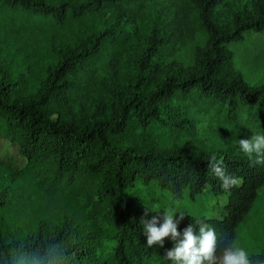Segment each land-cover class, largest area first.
Instances as JSON below:
<instances>
[{"label":"trees","instance_id":"1","mask_svg":"<svg viewBox=\"0 0 264 264\" xmlns=\"http://www.w3.org/2000/svg\"><path fill=\"white\" fill-rule=\"evenodd\" d=\"M146 1L0 0V30L45 32L74 16L88 23L104 8L137 14ZM229 1L183 0L182 14L154 27L132 61L127 83L114 85L108 97L90 92L97 72L114 70L125 56L128 37L111 27L58 48L32 84L31 62L22 71L15 68L20 63L0 60V137L17 143L26 159L0 186V215L24 194L35 198L46 219L55 218L69 198L83 196L91 204L83 225L65 217L54 228L40 224L28 233L4 226L0 216V264H174L165 258L174 247L171 237L163 247L147 245L140 219L149 208L131 194L139 181L158 183L174 196L226 195L223 218L187 215L177 220V230L182 236L192 225L198 232L197 221L215 229L217 257L235 242L264 186V164L250 160L238 143L264 134V85L226 79L223 72L228 45L264 30V1L252 0L253 9L233 10L222 19ZM186 31L205 34L192 62L165 67L161 55L178 49ZM208 132L226 146L155 147L161 142L171 148L183 138L200 141ZM145 141L154 145L146 147ZM213 155L238 178L236 186H221L209 168ZM149 211L147 219L155 215ZM250 257L264 264V251Z\"/></svg>","mask_w":264,"mask_h":264},{"label":"rangeland","instance_id":"2","mask_svg":"<svg viewBox=\"0 0 264 264\" xmlns=\"http://www.w3.org/2000/svg\"><path fill=\"white\" fill-rule=\"evenodd\" d=\"M182 4L183 0H147L137 14L120 15L114 9L104 8L96 13L88 23H85L80 16H74L70 22L60 24L45 32L16 33V31L3 29L0 30V60L16 65L20 63V66L15 68L22 71H27V63L31 62V71H28L27 76L32 84L44 73L47 64L52 60L53 53L58 48L77 45L93 31L98 32L111 27L117 36L121 34L128 37L124 44L125 56L114 70L110 67L107 68L108 70L97 72L90 92L96 98L108 97L114 85L127 83L131 74L132 61L144 46L145 39L154 27L168 26L176 15L182 14L180 13ZM245 9H253L252 0H230L222 9L220 17L224 19L233 10ZM204 38V33H197L193 36L186 31L185 39L179 44L178 49L161 55V62L165 67H171L174 62L187 66L192 62L195 46L200 44ZM228 48L229 62L224 68V77L242 79L252 87L264 85V30L258 33H248L243 41L229 44ZM166 77L167 75H164L163 78L156 80L161 83ZM92 96L88 98L89 104L93 102ZM200 136H202L200 141L183 138L171 148L161 142L155 147L158 150L170 151L184 148L193 150L200 144L213 145L217 148L226 146V142L217 134L208 132ZM143 144L151 147L154 142L145 141ZM25 165L26 159L21 155L19 145L0 137V186L10 177L9 172L22 169ZM131 194L150 210L160 211L161 215L171 209H176L184 216L223 218L226 214L224 208L227 201L226 195L216 196L205 192L192 198L185 191L182 196H174L170 191L160 187L158 183L143 181L137 182L131 188ZM34 199L32 195L24 194L12 206L6 208L0 215L4 226L18 228L28 233L37 230L40 224L43 225L42 227L54 228L65 217H71L77 224L83 225L86 221L84 216L91 212V204L85 197L79 196L61 203L55 218L46 219L38 210L37 201ZM180 213L174 215V220H180ZM235 243L245 248L250 256L264 251V186L259 189L251 210L238 226Z\"/></svg>","mask_w":264,"mask_h":264},{"label":"clouds","instance_id":"3","mask_svg":"<svg viewBox=\"0 0 264 264\" xmlns=\"http://www.w3.org/2000/svg\"><path fill=\"white\" fill-rule=\"evenodd\" d=\"M238 143L239 149L250 160L255 158L254 163L264 164V134H253L250 139H240ZM209 168L221 180L223 188L229 189L239 183L238 178L227 174L223 161L218 160L215 155L210 157ZM148 212L149 209L140 219L147 237V245L151 247L159 244L163 247L164 238L171 237L174 247L166 250L165 258L173 261L174 264H254L249 252L235 242L229 243V246L217 257L216 249L220 240L215 229L203 221H197L198 232L189 225L181 236L177 230L178 221L174 220V215L180 213L179 211L171 209L163 212L162 216L161 212L157 211L151 219L146 218ZM183 217L184 214L180 213L181 220Z\"/></svg>","mask_w":264,"mask_h":264}]
</instances>
